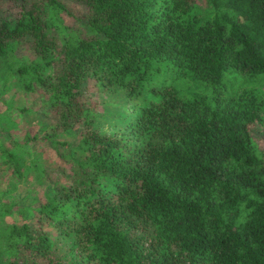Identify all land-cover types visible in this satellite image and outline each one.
<instances>
[{
  "label": "trees",
  "instance_id": "trees-1",
  "mask_svg": "<svg viewBox=\"0 0 264 264\" xmlns=\"http://www.w3.org/2000/svg\"><path fill=\"white\" fill-rule=\"evenodd\" d=\"M0 264H264V0H0Z\"/></svg>",
  "mask_w": 264,
  "mask_h": 264
},
{
  "label": "rangeland",
  "instance_id": "rangeland-1",
  "mask_svg": "<svg viewBox=\"0 0 264 264\" xmlns=\"http://www.w3.org/2000/svg\"><path fill=\"white\" fill-rule=\"evenodd\" d=\"M70 8L74 10L76 8V6L72 4V5H70ZM64 21L67 22V23H72V21L70 19H65ZM29 120H30V117L26 116V122H28V123H26V126L29 127V128H31L33 131L36 130V128L34 127V125L31 122H29ZM66 136L69 137V140L70 141L73 140V137L74 136L72 134H67ZM259 141L262 143L263 142V139L260 138Z\"/></svg>",
  "mask_w": 264,
  "mask_h": 264
}]
</instances>
